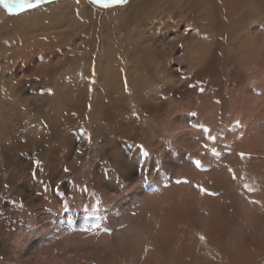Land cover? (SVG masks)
<instances>
[{
  "label": "rangeland",
  "instance_id": "1",
  "mask_svg": "<svg viewBox=\"0 0 264 264\" xmlns=\"http://www.w3.org/2000/svg\"><path fill=\"white\" fill-rule=\"evenodd\" d=\"M66 1L0 6V264H264V158L247 150L264 153V0H85V17L17 24ZM56 81L70 89L58 110ZM107 110L140 133L129 180L105 161ZM54 116L81 121L56 151ZM180 186L187 199L142 202Z\"/></svg>",
  "mask_w": 264,
  "mask_h": 264
},
{
  "label": "bare ground",
  "instance_id": "2",
  "mask_svg": "<svg viewBox=\"0 0 264 264\" xmlns=\"http://www.w3.org/2000/svg\"><path fill=\"white\" fill-rule=\"evenodd\" d=\"M171 3V2H170ZM202 4V3H201ZM136 5L138 6V3L136 2L134 4V7H136ZM130 7H132V4L131 6L129 5V7L127 8V13L126 11L124 12V14H122L120 17H126V19L131 15L130 11L132 12V10L130 9ZM183 6H181V12H184L183 11ZM51 9V10H49ZM48 9V6L44 8V12L42 11V15L40 16H37L36 14H33L32 12H28L24 15L21 14V16H19L20 19L17 20V24L19 27L21 26H25V24H29V25H32V24H37V22L39 21V19H42L40 20V23L41 21H44V20H48L47 23L51 24L53 21L56 22H60L62 23H65V17L66 16H69V13H77V16H80V15H83L84 17L86 16L87 12L85 11V0H80L79 3L74 2H63V3H60L59 5L57 6H54L52 8H49ZM208 9V7H207ZM66 10V13H64ZM47 12V13H46ZM145 12V10H144ZM187 13V12H186ZM190 14V13H189ZM187 15V14H185ZM74 16V15H72ZM190 16V15H189ZM195 16V15H194ZM193 18H195L196 20V16ZM70 17V16H69ZM167 18V16H166ZM188 18V17H187ZM71 19V17H70ZM122 19V18H121ZM129 19V18H128ZM142 19H143V22L145 23L146 20L145 18L142 16ZM180 19H182V21H184V18L180 15ZM189 19V18H188ZM22 20V21H20ZM168 20V19H167ZM192 20V19H191ZM77 21V20H76ZM178 21V20H177ZM45 22V21H44ZM170 22V21H169ZM195 22V21H194ZM75 23H72L71 24V27H73ZM120 25V24H119ZM122 25H125L126 24H122ZM27 27V26H26ZM74 28V27H73ZM74 30V29H73ZM130 30V29H129ZM153 30V29H152ZM140 31H141V28H139V26L135 29H132L130 31H128L126 33V38H125V41H127V43L129 45H131L132 43H134L135 45L139 44L138 46H141L142 44L141 43V35H140ZM142 33H144V30L141 31ZM57 35V34H56ZM59 36V35H58ZM144 36V35H143ZM45 37V36H44ZM145 37V36H144ZM111 47V46H110ZM109 48V47H108ZM145 48V47H143ZM106 49V48H105ZM108 51V50H107ZM110 51V50H109ZM22 55V54H21ZM128 56V55H127ZM111 57V54L110 52H106L105 55L103 56L102 58V62L105 63V61L108 60V58ZM1 58V57H0ZM2 59V58H1ZM39 59V58H38ZM18 61V60H17ZM22 61V60H21ZM32 61V60H31ZM14 62V61H13ZM12 62V63H13ZM5 63V62H4ZM3 64V63H2ZM22 64H24L22 62ZM20 65V64H19ZM27 65V64H26ZM22 66V65H21ZM13 67V65H12ZM20 67V66H19ZM27 67V66H26ZM25 67V68H26ZM28 67H31V66H28ZM24 68V69H25ZM13 69V68H12ZM15 70V69H14ZM29 69H27L28 71ZM15 72V71H14ZM30 72V71H29ZM16 73V72H15ZM105 72L102 73V69L100 70L99 72V81L102 80V82H107L109 80V77L106 73V76L104 75ZM30 76V75H29ZM130 80V79H129ZM60 80L58 79V82ZM56 81V85H57V89H56V94H55V102L53 103V109H56L58 110V108L60 107V104L62 103V101H65L67 99H69V95H70V89L69 87L65 84V83H58ZM67 83V82H66ZM108 83V82H107ZM130 83V82H129ZM77 84V83H76ZM133 86V85H131ZM79 95H81V92L79 90ZM65 99V100H64ZM74 101L76 102L77 106L81 103L80 101H82L81 99H78V98H75ZM52 105V104H51ZM62 107V106H61ZM60 107V109H61ZM122 110V109H121ZM261 110V109H260ZM61 111V110H60ZM113 113V112H112ZM263 113V112H262ZM114 114V113H113ZM115 115V114H114ZM61 116V115H60ZM66 117V116H65ZM8 118V117H7ZM105 118H106V121L108 122L107 124V127H109V130L105 131L103 130L102 132V135H103V140L104 142L106 143V149L109 150L110 152V155H108V157H106V162L108 163V165H110V167H113L114 168V171L116 170V172H118L121 177L123 178H127L128 180L130 178H134V170H135V166H134V163H137L139 162L138 161V156H139V149L138 147L136 146L135 142H137L140 138V133L137 132L136 130V126L133 124V121L131 122V120L127 121L126 122H120L119 120H123L121 119V117L117 116V119H113V117L111 116V111H106V115H105ZM6 119V118H5ZM5 119L3 118L2 123L4 124V121ZM128 119V118H127ZM126 119V120H127ZM7 120V119H6ZM9 120V118H8ZM67 121V120H66ZM94 121V130H97V129H100V126H99V122L96 120V119H93ZM7 122V121H6ZM80 119L78 118L76 121H74V123H69L68 121L67 122H63L62 121L60 122V119H56L55 116L51 119L50 122H48V124L50 125L51 123L54 125L55 127V136L54 138L59 141V143H57V145L54 147V151L58 150V148L60 146H68L70 145L69 142H70V139L67 140V136L66 134H68V130L70 129V127H77V126H80L81 123H80ZM8 124V123H7ZM257 127V126H256ZM113 128V129H112ZM2 129V128H1ZM72 130V129H71ZM101 131V130H100ZM112 133V134H110ZM130 131H133L135 132L134 134H131ZM249 132V131H248ZM107 134V135H106ZM109 135V136H108ZM53 136V135H52ZM258 136V135H257ZM250 137V136H249ZM259 138V137H258ZM130 139H132L130 142H128ZM121 140H124V142L121 144ZM248 141V138L246 139ZM245 140V141H246ZM251 140V139H250ZM119 141V142H118ZM126 141V142H125ZM191 140L187 138H183V139H179L178 140V147L180 146L181 148L183 149H186V150H189V151H193V146L191 145ZM252 146H249L247 147V150L250 151V155L251 154H254L255 156H259L260 159L264 158V153H262V149H258V145H256L255 142H253V138H252ZM72 143V142H71ZM138 143V142H137ZM248 143H250V141H248ZM14 143H12L13 145ZM247 144V143H246ZM74 145V144H73ZM17 146V145H16ZM72 146V145H71ZM184 146V147H183ZM10 147H13L11 145H9L7 148H10ZM68 148V147H67ZM243 148V147H242ZM2 149V148H1ZM52 149V148H51ZM69 149V148H68ZM245 149V148H244ZM16 150V148L14 149ZM246 150V149H245ZM14 152V151H12ZM247 152V151H246ZM70 153H73V152H70ZM259 154V155H258ZM8 158V157H7ZM246 158V157H245ZM257 158V157H256ZM244 160V159H243ZM250 160V159H249ZM251 161V160H250ZM258 161V160H257ZM263 164H264V160H260ZM259 162L258 165L262 164ZM248 165V164H247ZM51 166V165H50ZM132 166H134V169H132ZM261 167V166H260ZM263 167V166H262ZM263 169V168H261ZM250 171V170H249ZM50 172V171H49ZM259 172V171H258ZM258 172H255V174H257ZM260 173V172H259ZM261 175H262V172H261ZM246 176H248V174H246ZM94 177H98L96 178V181L98 182V186L101 187L102 186V183L101 182V176H97V174H94ZM261 176H259L260 178ZM262 178V177H261ZM258 179V178H257ZM255 180V179H254ZM261 180V179H260ZM256 181V180H255ZM259 181V180H258ZM264 181V180H263ZM247 182V181H246ZM249 182V181H248ZM254 182V181H253ZM259 184V182H258ZM264 184V183H263ZM250 186V185H249ZM135 187H137L135 185ZM181 188H177L176 190H171L170 193L168 195H166V191H161L159 194H154V195H149V196H143V200L142 202L144 203H152L154 201H157V200H161L162 202H166V203H170L172 200L171 198L173 196H176V197H179L181 194L182 196L184 197V199H187L188 198V195L186 194L185 192V189L182 188V186H180ZM254 187V186H253ZM259 187V186H258ZM176 188V187H175ZM173 189V188H172ZM261 189V188H260ZM259 189V190H260ZM264 189V188H262ZM25 191V190H24ZM100 191H103L104 190H101ZM139 192H142L141 190ZM258 192V190H257ZM173 193V194H172ZM251 194V193H250ZM104 199H106V201L109 199L107 197V193L104 192ZM246 195V194H245ZM253 196V195H252ZM257 196V195H256ZM259 196V195H258ZM262 196V195H261ZM260 197V196H259ZM175 251V250H174Z\"/></svg>",
  "mask_w": 264,
  "mask_h": 264
},
{
  "label": "snow or ice",
  "instance_id": "3",
  "mask_svg": "<svg viewBox=\"0 0 264 264\" xmlns=\"http://www.w3.org/2000/svg\"><path fill=\"white\" fill-rule=\"evenodd\" d=\"M41 2H42V0H0V6H2L4 9H6L7 12L10 15H12V14H16V13L21 12V11H25L27 9L39 7ZM79 2H80V0H77V3H79ZM91 2L107 8V7H110L112 5H126V4H128L129 0H91ZM48 91L50 92V90H48ZM200 91L203 92L204 89H200ZM217 103H219V101H217ZM195 115H196V113H192V116H195ZM237 127H239V122H237ZM203 131L206 133L210 132V130L207 128H203ZM210 139H212L215 142L217 137L210 136ZM240 139L242 140L243 136H241ZM205 147H207V145H205ZM246 155L247 154L243 151L238 153V156L241 159L245 158ZM36 163L39 164V161H37ZM195 163H196L197 167H199L201 165L200 161H196ZM228 170H229V172L233 171L231 168H229ZM65 171H67V169H65ZM177 182L179 183L180 181H177ZM184 182L187 183V181H184ZM197 187L199 188V191L201 193H204L206 195H216V193H209L207 191V189L203 188L202 186L197 185ZM245 187L247 188L248 186L245 185ZM251 202L256 203V201H251ZM200 239L204 240L205 237L201 236Z\"/></svg>",
  "mask_w": 264,
  "mask_h": 264
}]
</instances>
